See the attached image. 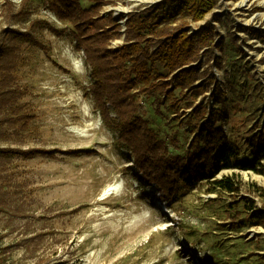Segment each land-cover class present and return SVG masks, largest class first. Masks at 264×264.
<instances>
[{
	"label": "rangeland",
	"instance_id": "rangeland-1",
	"mask_svg": "<svg viewBox=\"0 0 264 264\" xmlns=\"http://www.w3.org/2000/svg\"><path fill=\"white\" fill-rule=\"evenodd\" d=\"M162 1L117 0L101 13L111 12L123 33L130 13ZM48 2L0 0V39L5 29L24 30L38 20L33 34L49 50L22 46L15 88L33 120L26 132L6 128L0 146L74 153L0 160L7 204L0 211V264H264V176L222 170L215 179L240 184L238 196L209 193L204 180L168 203L162 200L154 184L140 179L130 152L87 95L90 69L69 31L61 37L49 31L66 24L47 9ZM21 6L29 17L8 22L10 11ZM119 8L125 13L117 16ZM186 22L189 33L210 22L214 41L221 40L223 50H212L221 67L210 62V72L227 95V138L249 159L247 140L264 130V42L258 37L264 33V0H218L203 20ZM212 94L213 87L203 100L210 107ZM169 107L166 101L156 112L148 101L141 114L172 153L183 154L192 138L185 119L190 111L175 117ZM108 185L122 190L104 195Z\"/></svg>",
	"mask_w": 264,
	"mask_h": 264
},
{
	"label": "trees",
	"instance_id": "trees-1",
	"mask_svg": "<svg viewBox=\"0 0 264 264\" xmlns=\"http://www.w3.org/2000/svg\"><path fill=\"white\" fill-rule=\"evenodd\" d=\"M86 1L89 6L83 8L80 0H49L47 9L66 27L48 29L56 37L68 30L77 50L83 53L91 76L87 95L103 124L116 131L118 141L130 152L142 181L154 184L160 198L168 203L204 180L209 193L219 189L238 196L240 184L230 179H215L222 170L251 171L264 176V130L247 140L249 159L240 157V148L225 133L227 95L210 72V62L217 69L221 67L212 50H223L221 40L214 41L213 25L207 22L195 33L186 30L187 18L195 22L203 20L218 0H163L130 13L123 33L111 12L107 17L101 13L105 6L115 5L117 0ZM28 17L21 6L15 13L10 11L7 21ZM214 20L219 21L217 17ZM39 24L40 21L34 20L24 30L5 29L1 36L0 137L6 128L14 129L17 134L28 131L33 120L29 111H24L25 105L19 104L22 94L15 88V82L24 44L49 52L44 42L33 34ZM258 37L264 42V33ZM120 39V46L111 47L113 41ZM204 65L207 68L203 69ZM198 81L201 83L196 85ZM211 87L214 104L210 107L203 100ZM148 101L155 105L156 112L169 101L175 117H183L190 111L185 119L192 138L185 153H172L168 143L150 127L141 114ZM72 153L0 146V160L4 157L53 159L58 154ZM1 195L0 191V211H4L7 204Z\"/></svg>",
	"mask_w": 264,
	"mask_h": 264
},
{
	"label": "bare ground",
	"instance_id": "bare-ground-1",
	"mask_svg": "<svg viewBox=\"0 0 264 264\" xmlns=\"http://www.w3.org/2000/svg\"><path fill=\"white\" fill-rule=\"evenodd\" d=\"M135 3L137 4H147V5H152L156 2H158V0H133ZM117 16H119L121 13L124 14L125 10L119 8L116 10ZM73 68H75L77 71H81V65H76L73 66ZM121 185H108L105 189H104V195H108L111 192H119L121 191Z\"/></svg>",
	"mask_w": 264,
	"mask_h": 264
}]
</instances>
